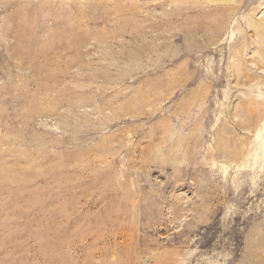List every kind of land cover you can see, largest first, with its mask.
Returning <instances> with one entry per match:
<instances>
[{"label":"rangeland","instance_id":"obj_1","mask_svg":"<svg viewBox=\"0 0 264 264\" xmlns=\"http://www.w3.org/2000/svg\"><path fill=\"white\" fill-rule=\"evenodd\" d=\"M0 264H264V0H0Z\"/></svg>","mask_w":264,"mask_h":264},{"label":"bare ground","instance_id":"obj_2","mask_svg":"<svg viewBox=\"0 0 264 264\" xmlns=\"http://www.w3.org/2000/svg\"><path fill=\"white\" fill-rule=\"evenodd\" d=\"M179 115V114H178Z\"/></svg>","mask_w":264,"mask_h":264}]
</instances>
